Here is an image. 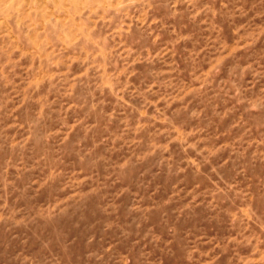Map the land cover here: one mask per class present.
<instances>
[{"label": "rangeland", "instance_id": "rangeland-1", "mask_svg": "<svg viewBox=\"0 0 264 264\" xmlns=\"http://www.w3.org/2000/svg\"><path fill=\"white\" fill-rule=\"evenodd\" d=\"M0 264H264V0H0Z\"/></svg>", "mask_w": 264, "mask_h": 264}]
</instances>
